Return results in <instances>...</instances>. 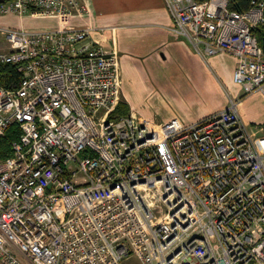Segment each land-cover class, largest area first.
I'll use <instances>...</instances> for the list:
<instances>
[{
	"label": "built area",
	"instance_id": "1",
	"mask_svg": "<svg viewBox=\"0 0 264 264\" xmlns=\"http://www.w3.org/2000/svg\"><path fill=\"white\" fill-rule=\"evenodd\" d=\"M171 31L204 57L237 58L241 95L264 94V0H165ZM83 0H0L8 15L57 26L0 24V61L23 74L0 86V264H264V134L240 99L194 123L112 118L122 94L116 51L72 25Z\"/></svg>",
	"mask_w": 264,
	"mask_h": 264
},
{
	"label": "crops",
	"instance_id": "2",
	"mask_svg": "<svg viewBox=\"0 0 264 264\" xmlns=\"http://www.w3.org/2000/svg\"><path fill=\"white\" fill-rule=\"evenodd\" d=\"M83 1L87 10L75 14L72 25L88 28L93 41L118 53L123 97L129 103L132 115L155 124L173 119L191 124L227 107L229 97H234L240 99L239 110L244 122L254 121L252 113L242 106L260 94L241 98L240 86L234 81L237 58L225 52L204 57L189 39L174 34L171 31L173 18L165 0ZM13 16L17 19L16 24L4 22L7 16L0 19V24L30 30L57 26L54 23L34 29L26 24L28 19L55 17ZM126 82H129L128 86ZM148 90L152 95L154 90L160 92L166 102L162 103L173 104L176 110L164 111L161 121L147 119L138 111ZM217 90L220 96L216 106ZM150 101L152 103L154 98Z\"/></svg>",
	"mask_w": 264,
	"mask_h": 264
},
{
	"label": "rangeland",
	"instance_id": "3",
	"mask_svg": "<svg viewBox=\"0 0 264 264\" xmlns=\"http://www.w3.org/2000/svg\"><path fill=\"white\" fill-rule=\"evenodd\" d=\"M53 18H41V19H28V21L26 22V24L30 27V28H34L36 29L39 25L41 26H49V25H53L54 23H57V20ZM4 22H6L7 24L10 25H14L17 22V19L15 18V16L13 15H9L7 17L4 18ZM8 45L5 42H0V48H7ZM129 85V82H126V86ZM241 90V89H240ZM155 91V90H154ZM154 95H152L149 90L145 93L147 94L146 96L143 97L144 102L141 103V109L140 111H138L140 114H142L143 116H145L147 119H151L154 121H161L163 120V112L170 110L171 108H173L172 110H176L174 108V105L171 104H163L162 102L164 101V95H161L160 92H154ZM260 94V96H257L254 100L250 101L248 100V102H246V104H244L242 106V108H247L248 111L250 113H252V118H254V121H250L249 123H247L250 128L252 130L257 131L260 135L264 134V94L261 92H255ZM254 93V94H255ZM123 91L121 94V99L124 98L123 97ZM218 96H220L219 91L217 90V100L215 101L216 106L219 103V99ZM154 98V101H152L151 103V99ZM125 99V98H124ZM150 99V100H148ZM166 103V102H165ZM201 106V105H200ZM150 124H155V123H151ZM125 264H137L136 259L134 258L131 262L129 263H125Z\"/></svg>",
	"mask_w": 264,
	"mask_h": 264
},
{
	"label": "trees",
	"instance_id": "4",
	"mask_svg": "<svg viewBox=\"0 0 264 264\" xmlns=\"http://www.w3.org/2000/svg\"><path fill=\"white\" fill-rule=\"evenodd\" d=\"M204 1V0H197ZM251 6V0H230V8L239 12L247 11ZM253 31L258 36L260 44L264 48V25L256 26ZM23 74L18 66L13 63H3L0 61V86L16 89L20 86ZM245 97V95H242ZM131 107L126 99L122 98L111 114L112 118L130 115ZM21 128L18 124L10 126L6 134L0 137V161H4L14 155L13 144L20 139Z\"/></svg>",
	"mask_w": 264,
	"mask_h": 264
}]
</instances>
